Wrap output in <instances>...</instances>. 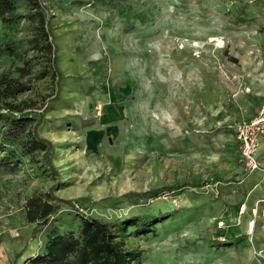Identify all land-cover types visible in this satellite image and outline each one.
Wrapping results in <instances>:
<instances>
[{
  "label": "rangeland",
  "instance_id": "1",
  "mask_svg": "<svg viewBox=\"0 0 264 264\" xmlns=\"http://www.w3.org/2000/svg\"><path fill=\"white\" fill-rule=\"evenodd\" d=\"M38 1L59 79L27 44L36 22L23 0L14 23L0 20V75L25 84L13 101L30 106L26 130L41 115L52 166L41 152L0 162V264L42 252L49 232L25 202L47 192L70 201L50 224L61 233L81 214L117 230L163 213L120 237L141 264H264V176L244 169L233 134L264 99V1ZM8 41L20 47L1 50Z\"/></svg>",
  "mask_w": 264,
  "mask_h": 264
},
{
  "label": "trees",
  "instance_id": "2",
  "mask_svg": "<svg viewBox=\"0 0 264 264\" xmlns=\"http://www.w3.org/2000/svg\"><path fill=\"white\" fill-rule=\"evenodd\" d=\"M30 11L25 15L33 26L34 35L27 39L28 46L39 54L42 59L51 63L55 73V79L60 77L59 71L54 65V44L51 42V34L46 26L43 12L40 9L38 0H23ZM16 0H0V20L4 24L14 23L20 16L16 11ZM20 47L15 41H8L1 47V50L14 51ZM52 55V57H50ZM25 84L18 77L3 73L0 75V119L7 124L2 133V146H6V155L0 158L5 163L9 159H19L20 156L33 157V154L42 153V159L51 164L53 144L49 139L40 136L34 124L33 130H26L28 122L34 121L30 115V106L24 102H14L13 99L24 92ZM5 111V112H3ZM15 113H18L16 115ZM42 121V120H40ZM12 129V131H9ZM21 130V134L13 130ZM23 133V134H22ZM14 147H10V145ZM9 145V146H8ZM184 185H168L162 188L145 191L141 196H156L160 192L181 190ZM140 196V195H139ZM69 204L68 199H63L50 192L45 195H34L25 202V218L29 222L37 221L39 225H45L49 235L44 244L42 252L36 253L25 259L28 264H141L139 260L140 251L128 250L123 246L120 237L124 236L125 228L133 225L137 235L146 234L152 231L155 222L162 221L164 214L148 216H133L122 220L115 230V225L99 218L81 214L80 227L78 231L69 230L59 232L51 226L52 219L60 210L63 204ZM226 241L225 244H231Z\"/></svg>",
  "mask_w": 264,
  "mask_h": 264
},
{
  "label": "built area",
  "instance_id": "3",
  "mask_svg": "<svg viewBox=\"0 0 264 264\" xmlns=\"http://www.w3.org/2000/svg\"><path fill=\"white\" fill-rule=\"evenodd\" d=\"M233 134L237 142L238 160L244 169L248 172H264V165L256 156L261 139L264 138V99L254 116L235 123Z\"/></svg>",
  "mask_w": 264,
  "mask_h": 264
},
{
  "label": "crops",
  "instance_id": "4",
  "mask_svg": "<svg viewBox=\"0 0 264 264\" xmlns=\"http://www.w3.org/2000/svg\"><path fill=\"white\" fill-rule=\"evenodd\" d=\"M261 103H262V102H261ZM261 103H260V105H261ZM260 105H259V107H258V110H259V108H260ZM258 110H257V112H258ZM249 118H251V117H249ZM256 156H257V158L262 162V164L264 165V138L261 139V142H260L259 148H258V150H257ZM258 172H259L260 174H262V176H264V172H261V171H258ZM255 185L257 186L258 183L255 184Z\"/></svg>",
  "mask_w": 264,
  "mask_h": 264
}]
</instances>
